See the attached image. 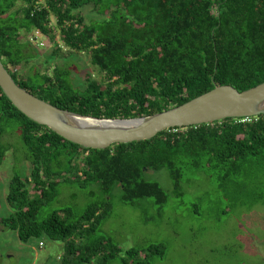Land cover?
<instances>
[{
    "label": "trees",
    "instance_id": "trees-1",
    "mask_svg": "<svg viewBox=\"0 0 264 264\" xmlns=\"http://www.w3.org/2000/svg\"><path fill=\"white\" fill-rule=\"evenodd\" d=\"M21 5L15 9L18 3ZM94 5L102 19L87 23L81 9ZM54 22V23H53ZM53 37L71 50L89 52L103 80L87 74L75 86L68 66L53 73L37 68L24 77L13 70L31 55L22 31ZM56 46V53L60 51ZM0 55L14 80L64 109L98 117H140L181 105L217 85L239 90L264 82V0H0ZM16 130L29 176L14 172L7 202L13 212L4 227L20 240L46 236L64 242L62 264H111L120 252L100 234L110 215V195L121 191L125 203L144 197L158 204L168 194L149 180L148 169L167 168L176 188L186 167L223 171L222 178L249 176L255 161L264 162V114L174 127L151 139L87 148L74 143L20 111L0 86V161L2 141ZM96 185L100 200L78 214L73 208L38 216L60 194L61 185ZM145 250L132 247L122 264H152L164 256L163 243Z\"/></svg>",
    "mask_w": 264,
    "mask_h": 264
},
{
    "label": "rangeland",
    "instance_id": "rangeland-1",
    "mask_svg": "<svg viewBox=\"0 0 264 264\" xmlns=\"http://www.w3.org/2000/svg\"><path fill=\"white\" fill-rule=\"evenodd\" d=\"M21 2L15 9H18ZM85 21L102 19L94 8L81 9ZM54 23V22H53ZM21 40L31 45L32 55L19 67V76H28L37 68L53 73L56 65L71 69L73 84L86 86L87 74L103 80L105 74L91 62L89 52L66 47L59 30L53 37L22 31ZM60 51L56 53V46ZM9 131L3 142L8 146L0 161V264H62L64 242L46 236L23 242L18 232L2 225L1 219L13 212L6 196L14 172L29 176L31 163L25 159L23 144L16 130ZM248 167L249 176L240 174L223 179V171L186 167L180 187L176 188L167 168L148 169L149 180L160 182L168 194L166 203L144 197L132 203L121 199L120 189L110 195L112 210L100 226V234L111 237L120 252L111 264L121 259L132 247L148 253L151 244L163 243L165 253L152 264H264V162ZM96 185L82 187L77 183L60 186L58 198L43 207L38 218L48 217L55 209L71 207L80 214L86 206L102 198L92 194ZM40 241L43 245H40Z\"/></svg>",
    "mask_w": 264,
    "mask_h": 264
},
{
    "label": "water",
    "instance_id": "water-1",
    "mask_svg": "<svg viewBox=\"0 0 264 264\" xmlns=\"http://www.w3.org/2000/svg\"><path fill=\"white\" fill-rule=\"evenodd\" d=\"M0 86L27 117L87 148L103 149L118 143L151 139L174 127L264 114V82L242 91L229 84L217 85L181 105L131 118L98 117L60 108L20 86L1 55Z\"/></svg>",
    "mask_w": 264,
    "mask_h": 264
},
{
    "label": "built area",
    "instance_id": "built-area-1",
    "mask_svg": "<svg viewBox=\"0 0 264 264\" xmlns=\"http://www.w3.org/2000/svg\"><path fill=\"white\" fill-rule=\"evenodd\" d=\"M40 245H43V242L42 241H40Z\"/></svg>",
    "mask_w": 264,
    "mask_h": 264
}]
</instances>
